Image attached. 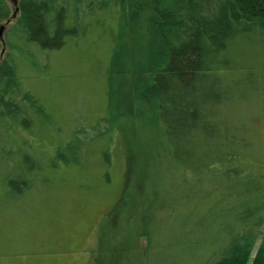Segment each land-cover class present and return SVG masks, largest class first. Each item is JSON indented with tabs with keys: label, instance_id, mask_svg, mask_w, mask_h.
<instances>
[{
	"label": "trees",
	"instance_id": "16d2710c",
	"mask_svg": "<svg viewBox=\"0 0 264 264\" xmlns=\"http://www.w3.org/2000/svg\"><path fill=\"white\" fill-rule=\"evenodd\" d=\"M16 9L18 20L5 40L9 54L0 62V208L33 193L39 184L54 183L45 174L46 166L54 171L86 169L91 145L112 130L105 119L82 124L65 145H58L54 156L34 153L35 144L20 134L31 136L37 120H53L23 87L16 53L30 55L31 44L44 51L60 50L111 20L119 30L112 35L110 75L117 70L121 87H132L137 122L160 127L179 171L223 185L260 172L264 102L261 114L250 115L251 125L244 113L254 106L252 97L264 99V70L258 65L264 61V0H18ZM12 17L7 0H0V27ZM102 151L101 175L111 183L112 153L107 147ZM214 191L212 186L207 190ZM255 194L250 197L255 203L252 213L248 208L233 216L236 206L222 205L231 221L238 219L237 229H230L224 243L215 238L217 245L223 244L205 261L200 258L203 264H264V195L258 200ZM244 195L237 199L247 201Z\"/></svg>",
	"mask_w": 264,
	"mask_h": 264
},
{
	"label": "rangeland",
	"instance_id": "374dc122",
	"mask_svg": "<svg viewBox=\"0 0 264 264\" xmlns=\"http://www.w3.org/2000/svg\"><path fill=\"white\" fill-rule=\"evenodd\" d=\"M7 2L14 18L0 37V62L9 54L5 40L19 17L15 0ZM118 30L111 20L105 28L91 27L60 50L44 51L31 44L30 55L16 53L23 87L40 100L53 120L52 124L37 120L31 136L20 134V139L35 144L34 153L54 156L58 145H65L82 124L105 119L112 130L91 145L86 169L54 171L46 166L45 174L54 183L39 184L14 204H3L0 264H203L200 258L205 261L237 229L238 219L231 221L222 205L236 206L238 213L233 216L248 208L250 213L255 204L250 197L260 191L264 195L263 158L260 172L224 185L221 180L179 171L170 160L160 127L137 122L132 87H121L117 70L110 75L112 35ZM258 65L263 71L264 61L258 60ZM251 100L254 106L244 113L250 125V115L261 114L264 102L260 97ZM105 147L112 153L111 183L101 175ZM257 181L262 186L256 187ZM210 186L213 194L207 192ZM244 194L247 201H239L237 196ZM216 237L223 243L217 245Z\"/></svg>",
	"mask_w": 264,
	"mask_h": 264
},
{
	"label": "water",
	"instance_id": "95a60500",
	"mask_svg": "<svg viewBox=\"0 0 264 264\" xmlns=\"http://www.w3.org/2000/svg\"><path fill=\"white\" fill-rule=\"evenodd\" d=\"M17 3H18V0H15V6H17ZM18 11H19V10L17 9V12H18ZM4 28H5V25H2V26L0 27V37H2V35H3Z\"/></svg>",
	"mask_w": 264,
	"mask_h": 264
}]
</instances>
